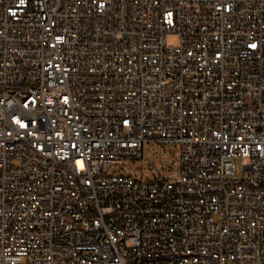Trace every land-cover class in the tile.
I'll use <instances>...</instances> for the list:
<instances>
[{
	"label": "built area",
	"instance_id": "built-area-1",
	"mask_svg": "<svg viewBox=\"0 0 264 264\" xmlns=\"http://www.w3.org/2000/svg\"><path fill=\"white\" fill-rule=\"evenodd\" d=\"M0 264H264V0H0Z\"/></svg>",
	"mask_w": 264,
	"mask_h": 264
},
{
	"label": "rangeland",
	"instance_id": "rangeland-1",
	"mask_svg": "<svg viewBox=\"0 0 264 264\" xmlns=\"http://www.w3.org/2000/svg\"><path fill=\"white\" fill-rule=\"evenodd\" d=\"M166 42H167V44L170 45V46H175V45H177L178 40H177L176 35H174V34H168V35L166 36ZM151 153H152V155H153V154H154V151H151ZM160 154H163V152H160ZM156 161H157V159H156L155 157H152V158H151V162H153V163H157ZM235 164H236V166L238 167V164H239L238 160H235Z\"/></svg>",
	"mask_w": 264,
	"mask_h": 264
},
{
	"label": "snow or ice",
	"instance_id": "snow-or-ice-1",
	"mask_svg": "<svg viewBox=\"0 0 264 264\" xmlns=\"http://www.w3.org/2000/svg\"><path fill=\"white\" fill-rule=\"evenodd\" d=\"M253 47H255V45H253Z\"/></svg>",
	"mask_w": 264,
	"mask_h": 264
}]
</instances>
